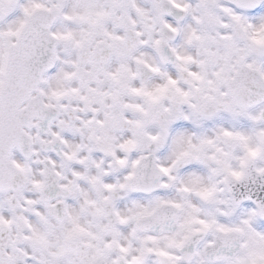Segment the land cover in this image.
Segmentation results:
<instances>
[{"label": "snow or ice", "instance_id": "obj_1", "mask_svg": "<svg viewBox=\"0 0 264 264\" xmlns=\"http://www.w3.org/2000/svg\"><path fill=\"white\" fill-rule=\"evenodd\" d=\"M0 264H264V0H0Z\"/></svg>", "mask_w": 264, "mask_h": 264}]
</instances>
